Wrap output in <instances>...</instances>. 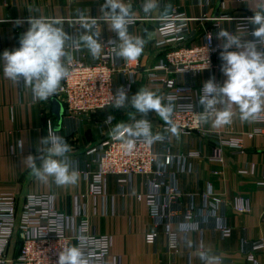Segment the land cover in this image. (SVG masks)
Returning a JSON list of instances; mask_svg holds the SVG:
<instances>
[{
	"label": "crops",
	"instance_id": "obj_1",
	"mask_svg": "<svg viewBox=\"0 0 264 264\" xmlns=\"http://www.w3.org/2000/svg\"><path fill=\"white\" fill-rule=\"evenodd\" d=\"M129 2V0H125ZM135 18L145 19L141 11L142 0H130ZM104 0H0V56L5 50H14L20 46V37L30 25L26 22L30 16H43L64 19V30L71 36L82 31L79 25H70L67 21L75 20L81 12L92 17H100V7ZM257 0H161V7L172 5L169 14L183 13L193 19L189 23L193 39L183 44L188 48L201 45L206 33L213 32L216 38L220 28L235 33L236 23L225 20V17L241 19L251 17L256 10ZM31 10V11H30ZM156 19L155 16H151ZM17 21H21L18 25ZM100 42L117 37L102 20ZM134 30V36L146 39L143 65L147 68L162 58L163 50L155 49L159 40L157 23L154 20L140 21ZM73 60L90 63L94 60L86 48L72 51ZM220 67L210 73H202L194 78L197 87L202 88L205 81L215 78L223 83L226 77L221 72L222 60H215ZM132 95L140 87H146L158 95L161 92L149 87L142 77L136 78ZM58 104H56L55 103ZM199 108H203L198 104ZM232 123L213 127L211 122L205 129L220 134L222 141L238 139L242 142V154L231 146L218 143L216 139L204 138L197 134L178 136L172 134L173 149L186 160V170L176 173V180L184 205L192 203L196 208L195 218L191 222L193 229L183 231L180 220L157 227L150 218V210L145 200L138 201L136 196H146L149 182L137 176L131 187L121 188L116 178H109L106 196L92 195L90 185L85 179L86 152L100 144L104 135L111 133V128L119 122L131 123L130 115L142 118L130 104L124 109L100 113L94 118L68 119L63 105L56 99L51 101H34L31 90L24 87L23 81L14 83L3 72V61L0 60V196L14 194L18 197L19 208L27 195L50 196L54 208L72 215L79 204L89 216L95 234L111 236L112 249L106 264H202L197 256L198 250H209L212 254L221 255L234 264H253L245 255L249 241L264 239V190L257 189V184L264 179V135H254L257 130L255 120L241 121L237 109ZM122 112V114H120ZM59 114V115H58ZM113 115V116H112ZM150 111L148 116H155ZM113 118L108 125L109 117ZM264 116V113H261ZM159 118V116H157ZM54 124L55 132L64 137L71 146L68 157L72 167L80 174L75 184L57 186L51 178L41 182L30 174L24 159L28 155L39 157L37 146L42 137L47 136L49 123ZM23 143L20 148L19 144ZM198 155V157H190ZM219 156L222 162L215 161ZM37 166L41 161L38 158ZM190 169V170H189ZM248 169L251 174L242 176L240 170ZM211 190L213 199H222L226 203L236 198L248 199L252 210L240 214L227 209L225 222L230 230L229 237H223L218 229L223 222L220 215H208L202 210L203 195ZM184 225H186L184 223ZM158 230L157 242L152 246L147 236ZM168 232L176 235L178 243L174 253L168 249ZM8 251V258L19 254V240H15ZM257 264H264V250L256 254Z\"/></svg>",
	"mask_w": 264,
	"mask_h": 264
},
{
	"label": "built area",
	"instance_id": "obj_2",
	"mask_svg": "<svg viewBox=\"0 0 264 264\" xmlns=\"http://www.w3.org/2000/svg\"><path fill=\"white\" fill-rule=\"evenodd\" d=\"M170 15L172 19L167 22L151 17L135 18L134 23L129 26L130 34L134 36L135 27L140 21L154 20L157 23L159 40L155 43V49L163 50V54L155 64L146 68L143 65L144 53L130 62L117 58L109 41H118V37L103 40L105 47L101 56L90 63L74 59L69 77L61 82L58 92L46 101L58 100L63 105L64 114L68 119L94 118L100 113L115 111L117 108L110 104L112 94L115 95L117 89L123 86L130 96L136 78L142 77L149 87L161 92L165 104L171 102L173 107L171 119L178 125L180 134L198 133L204 138L216 139L219 144L231 146L237 153L242 154L240 140L222 141L219 133L205 129L206 123H199L195 115L203 111V108L198 106L202 88L196 86L194 78L202 73L211 74L220 68L215 60L220 58L221 49L214 33H206L201 45L185 47L183 44L195 36V32L189 29V23L193 19L178 12ZM246 18L248 17L241 19L225 17L223 21H234L235 33L246 37L248 32L246 39L253 40L254 37L250 35L253 26ZM209 34H212L210 43L207 40ZM205 55L209 66L202 69ZM146 118L152 123L153 133L159 132L164 136L162 141L149 144L143 139H138L134 148L128 151L124 143L127 138L126 132L121 131L119 136L112 133L104 135L99 145L86 152L83 174L89 182L90 192L95 196H106L110 177L116 178L121 188L131 187L137 176L144 177L149 182V192L146 196L138 194L136 199L145 200L154 225L159 227L180 220L189 226L186 232L191 231L196 208L192 203L183 204L182 192L173 171L174 167L179 171L186 170L185 157L174 151L172 133L166 130L168 125L160 117L157 118V115ZM112 123L111 117V122L107 124ZM255 124L257 130L254 135H264V116L260 115L255 119ZM50 131L55 132L54 124L51 122L48 125V132ZM190 157L197 158L198 155ZM213 159L223 161L219 156ZM249 172L248 169L240 170L238 174L246 176L251 174ZM257 189L264 190V179L257 184ZM202 199L204 213L207 211L210 216L217 213L220 215L223 224L218 229L223 237L230 236V230L225 222L227 209L232 208L240 214H247L252 210L248 199L236 197L231 203H226L222 199L214 200L211 190H208ZM149 235L153 237L151 242L148 240ZM149 235L147 241L153 246L157 242L159 232L156 230ZM15 240H19V254L16 258H8L9 248ZM167 240L168 249L175 253L178 243L176 235L168 232ZM112 243L110 235L94 233L89 216L79 204L76 212L68 215L54 208L50 196L27 195L21 208L18 197L14 194L0 196V264H57L59 253L63 248L71 246L81 250L88 264H106ZM248 246L245 255L253 264H257L255 257L264 250V239L249 241ZM217 256L220 257L221 264H234L221 255Z\"/></svg>",
	"mask_w": 264,
	"mask_h": 264
},
{
	"label": "clouds",
	"instance_id": "obj_3",
	"mask_svg": "<svg viewBox=\"0 0 264 264\" xmlns=\"http://www.w3.org/2000/svg\"><path fill=\"white\" fill-rule=\"evenodd\" d=\"M140 7L146 16H155L157 20L165 22L172 19L169 14L172 5L167 4L162 8L161 0H142ZM253 11L254 15L246 18L253 26L250 33L253 40L246 39L249 35L246 31V37L223 28L216 33V38L222 41L219 45L223 62L221 72L226 79L223 83H217L213 77L204 82L198 101L203 111L195 114L199 123L211 122L213 127L228 125L237 114L234 108L238 110L241 121L255 120L264 113V0H257L256 10ZM100 12V17L81 12L75 20L67 21L70 25H79L82 31H78L76 36L64 30V19L30 16L26 21L30 27L20 37V46L11 51L5 50L0 56L5 77L17 84L23 81L24 87L31 90L34 101L47 100L58 92L61 82L69 77L73 50L86 48L94 59L101 56L105 47L99 39L101 20L117 34L118 41H109L115 56L129 62L139 58L147 41L129 32V26L136 16L130 0L127 3L125 0H104ZM20 23L17 21L18 25ZM207 40L211 42L212 34L207 36ZM204 60L202 69L209 66L206 55ZM110 104L117 109L130 104L142 117L136 119L134 114H129L131 123L119 122L111 128L114 136H119L121 131L126 132L124 143L128 151L134 148L138 139L149 144L164 139L161 133L152 131V123L146 118L150 111H154L168 125L167 131L176 136L180 134L178 125L171 119V102L165 104L163 96L146 87H140L136 94L129 96L121 86L115 95L112 94ZM110 122L111 117L106 123ZM19 147L22 148L23 143ZM71 150L64 137L50 131L38 143L37 151L41 155L30 154L24 162L30 174L41 182L51 178L57 186L75 184L80 174L72 167L67 155ZM38 158L40 166L36 163ZM180 228L189 230V226L184 224ZM152 239V235H149V242ZM197 256L202 264H221L220 257L209 250H198ZM57 264H88V261L78 247L71 246L59 253Z\"/></svg>",
	"mask_w": 264,
	"mask_h": 264
},
{
	"label": "water",
	"instance_id": "obj_4",
	"mask_svg": "<svg viewBox=\"0 0 264 264\" xmlns=\"http://www.w3.org/2000/svg\"><path fill=\"white\" fill-rule=\"evenodd\" d=\"M55 103H56V101H55ZM57 104V103H56ZM58 105V104H57ZM59 115V114H58Z\"/></svg>",
	"mask_w": 264,
	"mask_h": 264
}]
</instances>
